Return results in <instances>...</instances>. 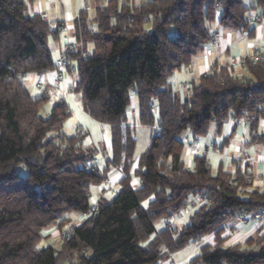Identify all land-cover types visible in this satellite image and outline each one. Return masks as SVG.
Returning a JSON list of instances; mask_svg holds the SVG:
<instances>
[{"label":"trees","instance_id":"trees-1","mask_svg":"<svg viewBox=\"0 0 264 264\" xmlns=\"http://www.w3.org/2000/svg\"><path fill=\"white\" fill-rule=\"evenodd\" d=\"M250 8L264 17V0H252ZM248 10L243 0H107L92 19L79 13L65 72L82 111L110 128V155L100 168L95 151L83 146L86 132H63L67 105L57 102L39 116L48 98L32 97L22 82L30 73H55L62 51L54 61L49 42L59 41L63 24L29 14L24 0H0V264H162L210 235L213 244L188 264H264V233L234 246L221 237L238 214L264 209V185L254 187L247 172H213L204 156H194L188 169L180 139L206 137L211 125L219 133L233 119L248 125L249 144L264 145L257 129L264 118V53L255 64L243 58V75L228 64L189 82L184 100L168 85L209 44L216 20L231 31L248 30ZM133 95L139 124L159 129L139 156L135 189L129 178L135 139L127 124ZM111 170L124 175L119 190L92 204L91 186L108 181ZM197 196L207 202L187 225L155 229ZM73 214L85 218L58 247L39 249L44 231H62Z\"/></svg>","mask_w":264,"mask_h":264},{"label":"crops","instance_id":"crops-1","mask_svg":"<svg viewBox=\"0 0 264 264\" xmlns=\"http://www.w3.org/2000/svg\"><path fill=\"white\" fill-rule=\"evenodd\" d=\"M133 1L137 3L138 0ZM24 2H26L27 4V12L29 14L42 15V17L50 24L61 23L65 25L67 28V35L71 40L74 41L75 39L73 23L78 17L79 13L82 10H86L88 18L92 19L96 8L104 7L107 0H105V4H102V0H24ZM247 7L250 9L245 15L246 20L248 21V30L231 31L229 29L220 27L218 25V20L213 23L211 30H215L219 35V47L215 48L210 46L209 44L205 45L202 48L201 52L197 56L192 58L191 63L188 66L181 68L169 78L168 85L174 95H176L180 99H186L190 94V91L187 88H180L181 84L197 82L198 78L201 75L209 73L213 68L228 65L229 59L231 57L242 60L247 55H250L255 49L264 46V17H261L256 11L251 10V4ZM63 37L64 35L62 34L60 35L59 41L49 42V48L51 50L54 61H56L61 54L63 48ZM86 48L88 51H91L92 45L88 43ZM233 69L235 74L237 75L244 74L243 70L239 67ZM36 77L37 74L35 73H30L23 76V85L31 96L34 87L33 83H35ZM41 77L44 84L42 94H45L48 100L52 99V101L50 102L47 101V104L45 105V113L48 115L53 106L61 100V102H64L67 105L71 113L69 120L73 119L75 121L74 124H76V126L74 128L73 134L77 130L87 133L88 129L86 130L81 121L83 118L90 117L82 111L80 100L77 102L74 97L75 95H73L69 91L68 85L71 83V77L66 73V77L64 80H67V85H65V87H62V89L58 88L59 84H55L54 82V71L42 74ZM71 104L73 105V108ZM130 104L131 111H135V108L137 110L136 97L134 95L131 96ZM90 120L92 119L90 118ZM137 120L138 124H133L134 127L129 125L133 131L136 129V132L138 128L141 127V125L139 124L138 110ZM92 122H94L95 126H97V128H100L102 132L104 131L103 124L99 127L98 123L93 120ZM87 123L89 122L87 121ZM147 128L149 131L143 151H134V160L129 175L130 186L134 189L139 186V179L134 176L133 172L137 168L139 156L146 150L152 136L150 127ZM257 129L259 133H264V118L259 120ZM108 131L109 138H107V140L105 138L102 142V145L100 144L98 146H95V144L87 139L88 134L86 139L83 141V146L85 148L95 151L97 165L100 168H103L105 158L110 155L111 146L109 127ZM249 135V127L242 120L239 124H236L235 120L233 119L226 120L223 123L219 133L216 132L215 126L211 125L207 136L197 139L198 146L195 148V150L189 151L184 149L182 159L185 162L186 167L188 169H191L193 166L194 156H204L206 157L210 168L211 162H214L216 164V169L214 171L211 168L213 172H215L219 168L231 173H235L238 171L247 172L252 177L253 186L256 188H262L264 185V145L249 144ZM134 139L136 147L137 136L135 134ZM180 139L181 141H183L184 139L195 141L193 140V138H191L190 134L187 133L183 134ZM97 147H99V149ZM247 158H249L250 161L246 162ZM123 178L124 175L121 172L116 170L109 171L108 181H110L111 187L106 191H103L104 188H102V186H95V193H91L92 204L97 203L100 198L111 200L110 198H107L105 194L110 192L112 188L116 186L119 189L118 183ZM72 216L74 217V221L71 220L70 222H75L76 225L80 224L85 218V216L83 215L79 216L73 214ZM170 219L159 220L163 221L161 228H163L165 225L176 227V225L169 222ZM157 222H155V224ZM182 227L184 226L176 228L181 229ZM263 233L264 223L250 222L245 225H239L236 224L234 220H232L231 222L224 225L221 237L225 240L224 246H234L242 245L247 239L252 238L257 234L262 235ZM44 234L47 236V240L51 241L53 240L51 238H55L53 236H56L57 234H59V232L52 227L45 230ZM204 238H206L205 244H213L214 237L212 235ZM177 254L178 252L172 254L169 259L162 264H179V262L176 263L175 261L179 258H177Z\"/></svg>","mask_w":264,"mask_h":264},{"label":"rangeland","instance_id":"rangeland-1","mask_svg":"<svg viewBox=\"0 0 264 264\" xmlns=\"http://www.w3.org/2000/svg\"><path fill=\"white\" fill-rule=\"evenodd\" d=\"M145 0H138L137 1V4H140L142 2H144ZM244 4L245 5H250L251 4V1L250 0H243ZM102 4H105V0H102ZM72 81V79H71ZM67 83V80H64L62 82L59 83V87L58 88H61L62 87H65V85ZM34 84V83H33ZM35 85V84H34ZM33 85V86H34ZM44 85V84H43ZM44 87V86H43ZM43 93V88L42 89H36L35 86L33 87V91H32V97H38L40 95H42ZM69 97V96H68ZM75 97V100L78 102L80 99L78 96H74ZM65 99H68V98H65ZM49 102L52 101V99L48 100ZM68 102V101H67ZM59 103H61V100L59 101ZM72 108H73V105L71 104ZM45 114V111H42L39 113V116H44ZM87 121L90 123H87ZM66 123L64 124V130L63 132L66 134V135H72L73 132H74V128L76 126V124H74V120L71 119L69 120V118L65 121ZM82 125L85 126L86 130L88 129L87 131V134H88V137L87 139L89 141H91L93 144H95V146H98V145H102V142L103 140L106 138H109V131H108V127L104 125V131L102 132L100 130V128H97V126H95L94 122H92V120H90V118H83L82 119ZM138 120H137V110L135 108V111H131V104L128 108V111H127V124L134 127V125L138 124L137 123ZM93 123V124H92ZM134 124V125H133ZM100 125L102 124H98V126L100 127ZM151 131H152V135H154V131H153V127H150ZM148 128L147 127H140L138 128L137 132H136V129L133 131V135L135 134L137 136V143H136V152H142L143 151V148H144V144L147 140V136H148ZM99 149V147H97ZM94 162V163H93ZM93 165L96 163V160L94 159V161H92ZM98 166V165H97ZM211 168L212 170L214 171L216 169V164L214 162H211ZM107 182L110 183V181H106L104 182L101 186L103 189V191H106L108 188L111 187V183L110 184H107ZM98 187V186H97ZM95 189L96 187L95 186H91V193H95ZM98 190V188H97ZM118 187H114L112 188V190L108 193L105 194V196L107 198H110L112 199L115 194L117 193L118 191ZM90 202L92 203V198L90 199ZM197 209V206H188L187 209L182 212V214L178 217H172L170 219V223H173L174 225H176V227L180 228V226H185L188 224L189 222V217L191 216V214ZM74 217L71 216L70 217V221L73 220ZM162 222L163 221H159L157 222L154 227L156 230H160V228L162 227ZM74 223H68L66 225H63L62 226V231H59L57 228H55V230H57L59 232V234H57L56 236H53L55 238H51L53 240H42L40 243H39V246L38 248L41 249V248H44L46 246H48L49 244H51L52 246L54 247H58L59 243L62 241V239H64L63 235H62V232L63 231H69L70 229V226L74 225ZM53 241V243H52ZM206 242V238H203L201 240H198V241H195V242H192L190 244H188L184 249H182L180 252H178V256H177V262H179V264H187L188 262H190V260H192L195 256H197L200 252V249L201 247L205 244ZM232 243V242H230ZM243 245V244H242ZM63 264H71L69 262H65ZM178 264V263H177Z\"/></svg>","mask_w":264,"mask_h":264},{"label":"built area","instance_id":"built-area-1","mask_svg":"<svg viewBox=\"0 0 264 264\" xmlns=\"http://www.w3.org/2000/svg\"><path fill=\"white\" fill-rule=\"evenodd\" d=\"M252 2V0H250ZM221 7L219 4H216V12H215V16L216 18H218L221 14ZM51 29H53V27H51ZM61 33L64 35L63 37V50H62V54L60 56V58L56 61L55 64V84H59L60 82H62L65 77H66V72H65V68L68 64V57L71 54V52L73 51V43L71 41V39L69 38V36L67 35V28L65 25H63L60 28ZM210 42L209 45L212 47H219V35L215 30H210ZM264 53V46L255 49L250 55H247L246 58L248 57L249 60L255 64L258 61H261L263 59L262 55ZM229 64L233 67V68H237V67H242L244 66V60H239L236 59L234 57H231L229 59ZM42 74H38L36 79H35V88L36 89H42L43 88V81H42ZM186 87H190V83L187 84H181L180 88H186ZM237 124H239V122H236ZM154 134L158 135L159 134V129L157 127L153 128ZM183 143V147L186 150L189 151H193L195 150V148L198 146V141H189L187 139H184L182 141ZM250 161L249 158L246 159V162ZM85 168H90L92 167V163L91 164H86L84 166ZM107 184H110L109 182H107ZM207 202V199H205L202 196H197L195 197L192 201L189 202L188 206H199L202 204H205ZM184 207L182 210L178 211L176 213V216H180L182 214V212H184L187 207ZM234 222L236 224L239 225H245L248 224L250 222H254V223H264V209L252 212L250 214H244V213H240L238 214L235 219ZM69 231H71V229H69ZM69 232H65V234L63 235L64 238L68 237Z\"/></svg>","mask_w":264,"mask_h":264}]
</instances>
